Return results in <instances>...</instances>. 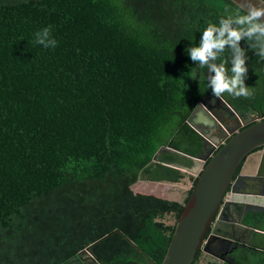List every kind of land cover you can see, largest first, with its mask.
<instances>
[{"label": "trees", "instance_id": "trees-1", "mask_svg": "<svg viewBox=\"0 0 264 264\" xmlns=\"http://www.w3.org/2000/svg\"><path fill=\"white\" fill-rule=\"evenodd\" d=\"M242 13L231 0H0V264H60L104 235L91 247L101 263H161L165 217L192 187L179 202L131 186L178 182L171 165L200 154L187 118L213 94L185 48ZM49 26L57 46L46 49L34 34ZM239 43L252 95L221 97L250 117L264 113V60ZM243 223L264 230V209ZM256 249L204 264H264Z\"/></svg>", "mask_w": 264, "mask_h": 264}, {"label": "water", "instance_id": "water-1", "mask_svg": "<svg viewBox=\"0 0 264 264\" xmlns=\"http://www.w3.org/2000/svg\"><path fill=\"white\" fill-rule=\"evenodd\" d=\"M231 1L243 10V0ZM253 3H258V0H253ZM208 99L212 100L211 105L207 103ZM208 99H200L187 118V122L201 135V152L197 157H191L196 166L190 168L171 165L181 171L194 174L197 180L194 184L190 182L192 189L183 210L178 218L170 223L174 224V230L160 264H191L199 248L203 245V250L206 251L210 242L220 235V228H223L221 225L228 220L234 221V216L229 210L235 202L250 203L254 200L249 205L257 204L264 207V192L258 190L257 184V181L264 177V113L255 112L250 115L252 122L242 127L244 117L222 97L211 95ZM220 113L231 117L234 129L226 124L219 116ZM211 144L215 145V149L208 153L207 148ZM253 154L261 155L258 172L251 175L242 174L245 162ZM241 162H243L241 168L235 175ZM217 216H223V219L218 222ZM244 227L250 231L249 236L256 232L253 226ZM114 232L122 234L128 240L118 228L108 234ZM105 236L90 243L60 264H84L82 255H87L92 263L104 264L93 255L91 247ZM130 243L142 252L133 241ZM210 253L218 258L221 257ZM148 261L154 264L153 260L148 259Z\"/></svg>", "mask_w": 264, "mask_h": 264}, {"label": "clouds", "instance_id": "clouds-1", "mask_svg": "<svg viewBox=\"0 0 264 264\" xmlns=\"http://www.w3.org/2000/svg\"><path fill=\"white\" fill-rule=\"evenodd\" d=\"M243 4L242 14L222 16L218 23H208L201 31L199 45L185 48L195 65L205 71L206 89L210 88L217 98L225 93L244 98L252 95L250 87L244 83L247 67L246 50L239 43L242 38L255 50L256 56L264 60V0L258 3L243 0ZM34 43L46 49L55 48L57 41L51 35V27L38 30ZM226 49L228 57H224Z\"/></svg>", "mask_w": 264, "mask_h": 264}, {"label": "flooded vegetation", "instance_id": "flooded-vegetation-1", "mask_svg": "<svg viewBox=\"0 0 264 264\" xmlns=\"http://www.w3.org/2000/svg\"><path fill=\"white\" fill-rule=\"evenodd\" d=\"M207 103L209 105L212 104V100H207ZM219 116L226 122L227 125L231 129H234V125H232L231 117L228 115H224L222 113L219 114ZM244 125H247L252 122L251 117H244L243 119ZM203 126V125H202ZM204 127V126H203ZM205 128V127H204ZM210 128V127H207ZM208 153L211 152L213 149H215V145L211 144L208 146ZM196 166V163L193 161L190 168H194ZM258 168L256 172H258ZM255 172V173H256ZM191 176L195 177L194 174H190ZM237 175V174H236ZM258 184V190L264 192V177L260 178L257 181ZM256 187V186H255ZM254 200L250 203H243V202H235L230 206V214L234 216V226L228 227L221 225L220 228V235L214 239L212 242H210V245L207 246L206 251L201 249L202 253H205L211 257L217 258L220 261H225L230 259L231 255L238 250L239 247L249 245V247L252 248H260L261 250H264V230L256 229V232H253L251 236H249L250 231H248L246 228H240L239 224L241 225H247L243 223V216L245 212L247 211H258L264 209L263 206H259L257 204L255 205H249L253 203ZM226 217H228V214L224 211ZM238 216V217H235ZM223 219V216L216 218V220L219 222L220 219ZM250 226V225H247ZM209 234V231L207 232ZM248 237L249 240H248ZM259 250V249H256ZM210 252L217 254L218 256H221L220 258L212 255ZM74 256V255H73ZM84 260L82 261L84 264H95L92 263L91 260L88 258L87 255H82ZM225 259V260H224ZM62 263V262H61ZM77 264V263H74Z\"/></svg>", "mask_w": 264, "mask_h": 264}, {"label": "rangeland", "instance_id": "rangeland-1", "mask_svg": "<svg viewBox=\"0 0 264 264\" xmlns=\"http://www.w3.org/2000/svg\"><path fill=\"white\" fill-rule=\"evenodd\" d=\"M185 172V171H183ZM141 184L139 189H136V184L132 186L134 192H146L151 193L157 196H163L164 198H168L171 200H176L179 202H183L184 197L187 194V190L190 187V173L185 172V176L181 178L176 183H167V182H151V181H138ZM165 220L167 223L174 222L175 218L172 215H166ZM239 252V251H238ZM256 260L258 261L261 257L260 255L254 254L253 255ZM211 260L210 256L202 253L198 259L199 264H204L206 261Z\"/></svg>", "mask_w": 264, "mask_h": 264}, {"label": "crops", "instance_id": "crops-1", "mask_svg": "<svg viewBox=\"0 0 264 264\" xmlns=\"http://www.w3.org/2000/svg\"><path fill=\"white\" fill-rule=\"evenodd\" d=\"M260 160H261V155L260 154L251 155V157L245 162V164L243 166L242 174H246V175L255 174V172H256V170H257V168L259 166ZM138 181H141V180H138ZM138 181L135 183L136 187H137L136 189H139L141 187V184H139ZM143 181H146V180H143ZM151 182H154V181H151ZM159 182H167V183H173V184L176 183V182H168V181H159ZM132 186H131V188H132ZM141 193H146V192H141ZM235 217H238V216H235ZM234 223H235L234 221L228 220V221H225V223H223V225L231 227V226L235 225ZM239 226H240V228H242V227L245 228L244 225L239 224Z\"/></svg>", "mask_w": 264, "mask_h": 264}, {"label": "bare ground", "instance_id": "bare-ground-1", "mask_svg": "<svg viewBox=\"0 0 264 264\" xmlns=\"http://www.w3.org/2000/svg\"><path fill=\"white\" fill-rule=\"evenodd\" d=\"M199 249H203V245H202L201 248H199Z\"/></svg>", "mask_w": 264, "mask_h": 264}]
</instances>
